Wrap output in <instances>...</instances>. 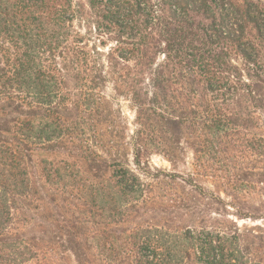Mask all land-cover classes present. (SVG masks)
Returning <instances> with one entry per match:
<instances>
[{
  "label": "trees",
  "instance_id": "trees-1",
  "mask_svg": "<svg viewBox=\"0 0 264 264\" xmlns=\"http://www.w3.org/2000/svg\"><path fill=\"white\" fill-rule=\"evenodd\" d=\"M187 149L194 173L150 163ZM35 155L62 196L38 236ZM251 189L264 207V0H0V264H264V230L220 213Z\"/></svg>",
  "mask_w": 264,
  "mask_h": 264
},
{
  "label": "rangeland",
  "instance_id": "rangeland-1",
  "mask_svg": "<svg viewBox=\"0 0 264 264\" xmlns=\"http://www.w3.org/2000/svg\"><path fill=\"white\" fill-rule=\"evenodd\" d=\"M81 26L82 25H80V28ZM100 33L101 35L96 37L99 38L104 46H102L96 40L94 41H96V44L99 46L98 48H101L102 52L106 53L108 47H111L114 44L111 40H107L106 35H104L102 32ZM104 94L108 97L113 110L118 112V114L121 116V125L122 128H125L126 137L131 136V134L135 130V112L129 98L115 94L112 83H108L106 85ZM245 162L249 163L251 171H253L254 167H259V164L256 163L253 156L246 155ZM150 163L152 166L166 172L175 171L182 175L194 173L193 155L189 149L186 150L182 159L174 167L160 155H152L150 158ZM205 187L212 189L209 183H207ZM55 189L57 188L50 187L46 183L45 178L41 173L40 165L38 164L37 155H35L33 157V167L31 173V196L28 199V208L27 204H25L26 201L19 202L17 206L18 210L16 212V227L20 231H29L30 233H32L31 235L38 236L39 230H43L46 223L51 220L50 218L45 219V217L48 214L49 216L55 215L53 210H51L52 207L49 208L50 197L54 193H56L57 198L61 196L60 193L55 191ZM66 191L70 192V189H66ZM249 193L250 194L248 196L239 194V199L235 201L231 197L221 193L220 197L222 199L223 205L222 207H220V213L225 214L226 219H228L229 221L236 222V225H238L239 229L242 231L246 229L257 230V227H260L264 230V219L253 218L260 215L261 217H264V207H261L260 203L262 198H259V196L253 194V189H251ZM63 197L66 198L65 195ZM236 214L247 216V218L238 219L235 216ZM214 217L220 218L219 216ZM58 256L61 255L59 254ZM64 256L66 259L64 264H74L71 256L68 253H66Z\"/></svg>",
  "mask_w": 264,
  "mask_h": 264
}]
</instances>
